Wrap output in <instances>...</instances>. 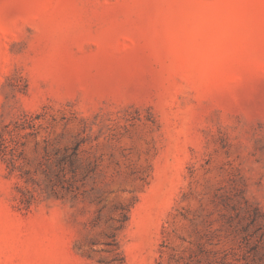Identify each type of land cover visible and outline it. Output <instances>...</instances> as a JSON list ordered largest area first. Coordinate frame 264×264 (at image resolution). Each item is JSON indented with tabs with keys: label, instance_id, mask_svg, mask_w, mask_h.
Segmentation results:
<instances>
[{
	"label": "rangeland",
	"instance_id": "rangeland-1",
	"mask_svg": "<svg viewBox=\"0 0 264 264\" xmlns=\"http://www.w3.org/2000/svg\"><path fill=\"white\" fill-rule=\"evenodd\" d=\"M0 264H264V0H0Z\"/></svg>",
	"mask_w": 264,
	"mask_h": 264
}]
</instances>
